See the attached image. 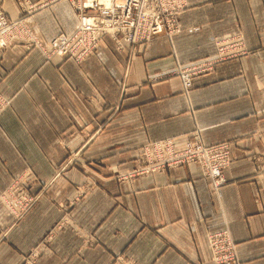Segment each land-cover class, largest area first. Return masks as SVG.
<instances>
[{"label": "crops", "instance_id": "0c3cea01", "mask_svg": "<svg viewBox=\"0 0 264 264\" xmlns=\"http://www.w3.org/2000/svg\"><path fill=\"white\" fill-rule=\"evenodd\" d=\"M188 2L180 34L132 56L109 38L101 60L82 64L0 48V92L12 98L0 116V264H31L40 245L36 264H216L206 237L223 227L238 246V261L224 264H264V0ZM4 6L19 15L16 0ZM30 22L52 37L78 19L60 3ZM237 30L247 53L197 76L183 95L169 73L174 60L214 54L216 40ZM196 130L208 143L231 144L222 188L195 164L118 179L146 142ZM73 152L79 159L64 169ZM17 179L38 196L21 218L1 199Z\"/></svg>", "mask_w": 264, "mask_h": 264}, {"label": "rangeland", "instance_id": "374dc122", "mask_svg": "<svg viewBox=\"0 0 264 264\" xmlns=\"http://www.w3.org/2000/svg\"><path fill=\"white\" fill-rule=\"evenodd\" d=\"M129 1H139V0H122V2L125 3H129ZM168 1L169 4L166 2V0L152 1L154 2V4H156L155 7L157 9L158 16L154 17L153 15H149L150 18L148 17V19H150V21H149V27L147 28L148 30H143L142 28H139L141 23L140 20L142 18L140 17V15H143L139 13V9L135 8L132 12L133 14L131 13L132 15L128 14L127 9L124 8V3H122V4H118V7L116 5L118 11L114 14H111L112 17L108 19L109 25L117 24L119 25L118 28H116L115 30L113 29L110 30V28L103 25L104 27L102 26L99 28L100 32L98 33L92 32L88 34V33L80 32V27L84 15L89 17H95L96 21H100L101 20L100 18L104 17L103 14L109 12L108 10H105L106 6H104L103 11H101L98 8L97 10L85 8L87 6L85 0H76V1L16 0L17 6L19 8V15L17 17H13L5 8L4 0H0V15H2L9 22L18 21L20 23H25L29 28L28 30L29 33L26 36L27 39H18V40L14 39L11 40L10 42L0 41V48L4 49L10 47L11 48L22 47L24 52H28V51L30 52L32 50L38 49L45 55L47 59L58 58L59 60H72L77 64H82L91 57H97L101 60L102 56L100 53V47L105 43L107 38H109L117 52L124 53L125 51H128L129 55L132 56L135 53H139V51L142 48H144L150 42L158 38L166 37L169 39H173L174 36L180 34L183 31V26L181 24L180 17L183 13L187 11L189 7V2L188 0H168ZM60 3H67L73 9V11L76 12L78 19L77 25L75 29H73L72 31L62 30L59 33H57L55 36L46 37L43 33H40L37 29H35L32 26L30 22V18L38 11H41L45 8H50V7L53 8L54 6ZM148 6L150 5L148 4ZM133 20L135 23L131 24V21L133 22ZM101 22H105V19L102 20ZM157 22L160 23V25H162V31L161 29H157V30L155 29L157 26L156 25ZM238 35L241 38L239 40L236 39ZM0 38H1V33H0ZM75 39L79 40V44L75 43ZM245 48L246 47H245L243 33L242 31L237 30L234 31L233 33L222 36L216 40L217 50L214 54L201 57L198 59H194L188 62H182L176 58L174 60V65L170 69L169 73L180 77L182 82V94L189 96L194 89L195 78L197 76L206 73H211L217 68L219 64L228 61L230 59L238 58L242 55H245L247 53L246 51L247 49ZM84 50H87V52H84ZM190 64L193 65L190 66ZM193 66L196 68L193 69ZM184 72H186L185 74H187L188 72L191 74L192 83L189 88L185 85L182 77V74H184ZM1 97L8 98L10 100L8 106L11 105L12 103L11 97H7L0 92V98ZM7 107L2 110V113L5 109H7ZM2 113L0 112V116ZM167 143L172 144V148H170L167 154L158 156L156 150H154L155 146L156 145L165 146ZM199 143L207 147H212L222 144L228 145V154L230 155L231 161L230 164L222 170V173L227 182V178L224 174V170L228 168L234 161V157L232 156L231 153L230 142L225 141L220 143H208L203 140L199 130H196L190 136L185 137V139H182L180 141H177L175 138L168 137L163 139L150 140L146 142L144 145H142V147L139 149L137 153L136 163L134 168L130 171L120 173L118 175V179L123 182L131 181L137 178L138 176L150 175L153 173L165 171L166 169H175L185 165L195 164L201 169L203 176L209 180L213 190L217 191L218 189L222 188L226 183L218 188H215L212 179L210 178V176L204 175L203 169L199 163L185 161V163L181 165L176 164V162H178L181 159L192 157L193 156L192 154H187L189 152L188 147H195ZM183 149L186 150L185 156H181L180 154V151ZM76 154L77 153L73 152V154L71 155L72 160L67 159V161L64 164V169H68L71 166H74L73 160L76 157L77 159H79L78 156L79 154H77V156ZM16 181L17 183L23 184L28 192L27 185L23 183L22 180L17 179ZM28 194H30L29 196L35 198V202L30 207V209L24 214L21 213L22 211L14 212L10 208L8 200L6 199V194H2L1 199L5 203L7 210L12 215H14L17 218H21L32 209V207L35 205V203L38 200L37 195H33L29 192ZM8 196L9 199L11 200L12 199L11 195L8 194ZM57 229H52L49 233L46 234L45 242L53 240ZM224 229H229V228L223 227L220 229L210 231L206 237L207 246L211 253L212 260L216 264H224V263L238 261V246L234 240L233 241L236 245V252H237V258L235 260L229 262L217 263L213 258L212 250L209 247V235L210 233L213 234L217 231ZM79 234L81 237L83 236L82 233ZM88 240L89 241L87 242V244L91 245L93 241L95 242L96 239L95 238L91 239L90 237L88 238ZM41 247L42 246L40 245V248L35 247L34 249L30 250L29 257L27 258L28 260L27 263L36 264V261L42 251ZM118 257H116V259ZM114 264H133V262L131 260L118 259V262L115 261Z\"/></svg>", "mask_w": 264, "mask_h": 264}, {"label": "built area", "instance_id": "2783aa9c", "mask_svg": "<svg viewBox=\"0 0 264 264\" xmlns=\"http://www.w3.org/2000/svg\"><path fill=\"white\" fill-rule=\"evenodd\" d=\"M76 1V0H72ZM155 0H139V1H129V3L122 2V0H113L111 5H105L100 0H85V3H87V6L85 8L88 9H100L103 11L104 6H106L105 10H108L109 12L103 14L104 17H101L100 21H96L95 17H89L84 15L82 24L80 27V32L82 33H98L100 32L99 28L105 25L106 27L115 30L118 28L119 25L117 24H110L108 19L112 17L111 14L116 13L118 10L116 8V5L118 7V4L124 3V8L127 9V13L131 14L135 8L139 9V13L143 14L140 15L141 23L140 27L143 30H148L149 27V21L148 17L149 15H153L154 17L158 16V12L156 9V4H154ZM138 2V3H137ZM166 2L169 4V1L166 0ZM79 4V3H78ZM148 4L150 6H148ZM133 14V13H132ZM131 14V15H132ZM105 19V22H101ZM101 22V23H100ZM135 23L131 21V24ZM24 23H20L18 21L15 22H9L6 20L2 15H0V33H1V42H10L7 41V36L11 35V33L15 32H22L24 33L25 37L22 39H27L26 36L29 33V28L27 25L24 27V29L21 30V28H18ZM156 30L161 29L162 31V25L160 23H156ZM104 27V26H103ZM123 27V26H121ZM82 30V31H81ZM236 39H241L240 36L236 37ZM14 40V39H13ZM18 40V39H16ZM237 41V40H236ZM75 43L79 44V40L75 39ZM6 45V44H5ZM84 52H87V50H84ZM193 64H190L192 66ZM196 67L193 66V69ZM182 74L183 80L185 85L189 88L192 83L191 74L188 72L187 74ZM10 103V100L5 97L0 98V112L2 113V110L6 108ZM148 148V147H147ZM172 148V144L167 143L165 146L156 145L154 150H156L158 156H162L163 154H167L168 151ZM149 149V148H148ZM186 149V148H185ZM183 149L180 151L181 156H185L186 150ZM189 152L187 154H192L193 156L190 158H184L176 162L177 165H181L186 162H196L199 163L203 169L205 176H210V178L213 181V184L215 188H218L226 183V179L222 173V170L227 167L230 164L231 158L228 154V145L222 144L212 147H207L204 145H201L200 143L196 145L195 147H188ZM174 154V153H173ZM172 156V155H170ZM168 165V164H167ZM6 194V199L8 200L10 208L16 212L19 211L22 214L27 212L30 207L34 204L35 198L32 196H29L26 187L21 183H16ZM8 194L11 195L12 199H9ZM209 247L212 250L213 258L217 263L222 262H229L233 261L237 258V252H236V245L232 239L231 233L229 229H224L217 231L213 234L210 233L209 235ZM120 258L119 260H121Z\"/></svg>", "mask_w": 264, "mask_h": 264}, {"label": "bare ground", "instance_id": "6f19581e", "mask_svg": "<svg viewBox=\"0 0 264 264\" xmlns=\"http://www.w3.org/2000/svg\"><path fill=\"white\" fill-rule=\"evenodd\" d=\"M101 2H103L105 5H111L112 4V2H113V0H100ZM26 26V24L24 23V24H22L21 26H19L18 28H22V29H24V27ZM25 37V35H24V33H22V32H13V33H11V35H9V36H7V41H10V40H13V39H22V38H24Z\"/></svg>", "mask_w": 264, "mask_h": 264}]
</instances>
